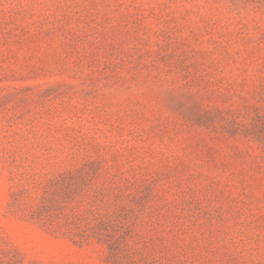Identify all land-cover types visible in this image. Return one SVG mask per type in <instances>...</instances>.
<instances>
[{
  "label": "rangeland",
  "instance_id": "1",
  "mask_svg": "<svg viewBox=\"0 0 264 264\" xmlns=\"http://www.w3.org/2000/svg\"><path fill=\"white\" fill-rule=\"evenodd\" d=\"M0 264H264V0H0Z\"/></svg>",
  "mask_w": 264,
  "mask_h": 264
}]
</instances>
